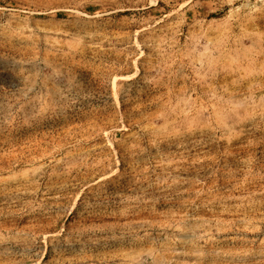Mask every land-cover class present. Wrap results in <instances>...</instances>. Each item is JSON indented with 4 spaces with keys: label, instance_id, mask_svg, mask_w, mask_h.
<instances>
[{
    "label": "rangeland",
    "instance_id": "374dc122",
    "mask_svg": "<svg viewBox=\"0 0 264 264\" xmlns=\"http://www.w3.org/2000/svg\"><path fill=\"white\" fill-rule=\"evenodd\" d=\"M0 264H264V0H0Z\"/></svg>",
    "mask_w": 264,
    "mask_h": 264
},
{
    "label": "bare ground",
    "instance_id": "6f19581e",
    "mask_svg": "<svg viewBox=\"0 0 264 264\" xmlns=\"http://www.w3.org/2000/svg\"><path fill=\"white\" fill-rule=\"evenodd\" d=\"M40 25V24H39Z\"/></svg>",
    "mask_w": 264,
    "mask_h": 264
}]
</instances>
